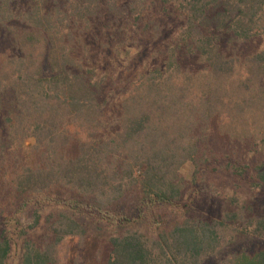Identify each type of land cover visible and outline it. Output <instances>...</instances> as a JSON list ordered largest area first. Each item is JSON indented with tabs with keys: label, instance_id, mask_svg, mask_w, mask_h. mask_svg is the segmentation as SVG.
I'll return each instance as SVG.
<instances>
[{
	"label": "trees",
	"instance_id": "obj_1",
	"mask_svg": "<svg viewBox=\"0 0 264 264\" xmlns=\"http://www.w3.org/2000/svg\"><path fill=\"white\" fill-rule=\"evenodd\" d=\"M152 14L178 23L163 56L132 79L113 76L134 41L159 35ZM261 37L264 0H0V264L40 225L21 264H58L63 242L82 248L89 227L108 231L101 264H264V213L234 205L200 220L198 192H185L207 176L212 121L220 136L264 148V49L240 52ZM28 150L20 165L14 154ZM220 169L264 190L262 164ZM44 205L57 211L21 230L22 213Z\"/></svg>",
	"mask_w": 264,
	"mask_h": 264
},
{
	"label": "rangeland",
	"instance_id": "obj_2",
	"mask_svg": "<svg viewBox=\"0 0 264 264\" xmlns=\"http://www.w3.org/2000/svg\"><path fill=\"white\" fill-rule=\"evenodd\" d=\"M150 17H153L154 22L157 23L156 25H159V35L156 37L153 36L154 38H152L150 43L144 38V40L138 42L134 41L133 45H135V49L132 51L133 56L129 61L126 60L128 63L123 65V73L121 72L122 75H119L117 70L114 71V74L117 75L113 76H119V78H123V80L132 79L140 73L141 67L148 69L152 68V65H149L148 62H146V57L150 58L152 54H159L156 59L157 62L160 57L163 56L166 46L171 43L176 34L178 23L171 19L156 18L154 14L150 15ZM137 27H139V30H143L142 25H137ZM137 39H139V37L135 40ZM112 44H114V42H109L108 47H105L104 45V49L108 48V50H112V48H114L111 46ZM97 48H99V45ZM263 49L264 38L261 37L252 39L246 43L242 46L240 52L242 56H248ZM113 50H115V48ZM97 58L100 60L97 65L98 69L102 72V65H104V63L109 59H106L107 57L103 58L99 56V54ZM88 60H91L92 64L96 63V57H92L91 53L88 56ZM155 65H159V63ZM102 74L104 73L102 72ZM116 88L117 87H114L113 89ZM115 104H117L116 101L112 102V105ZM106 115L107 121L111 125L109 132L112 133L114 129H112V122L114 123L119 118V110H116V107L114 106V108H111ZM217 130V122L212 121L207 131L209 142L205 141L203 143V147L204 145L206 147L202 150L206 152V156L209 160H211L209 169L206 173L207 176H200L198 178L200 181L195 186H190L188 183L185 185V192L190 196V198H193L195 192H198L193 205L194 210H191V213L194 212V215L192 214V216L201 220L207 218L208 214L211 212V216L214 217L216 212H219L221 209H229L231 206L234 207V205L243 206L245 209L252 208L254 212L258 211L260 213H264V190L251 189V183L249 180L251 177L248 175L241 179L231 177L228 174L232 170V167L230 168V171H227L226 173L224 171L222 172L221 169L216 173L211 172L214 167L219 165L220 167L223 166V168L228 165L234 166L236 163L250 167L260 164L264 165V148L257 144L255 146L254 144L248 145L240 143L238 139L228 140L220 136ZM30 145H32V140H27L25 146L30 147ZM73 150L74 145L71 146L69 153L71 154ZM14 156L16 157H12L16 161L18 159V163L20 165L25 162H30L33 157L32 153H29V150L28 153L19 152L17 155L15 153ZM190 169L191 168L185 166L181 172V176L184 178L185 182H189L190 180ZM52 211H57V209L55 207L45 205L41 208L29 206L19 217V228L24 230L28 226H31L34 222L36 212L44 217ZM161 215L163 216V219L171 222L175 213L172 210H166L162 212ZM76 218L80 223H84L85 225L88 224L87 222L85 223L84 217L76 215ZM136 226L141 225L137 224ZM144 229L143 231H145ZM148 231L149 229H147V232ZM42 233L43 227L40 225L35 230L27 233L24 237L19 238L17 240L16 247H13L11 250L7 264H21L23 241L30 239L37 242ZM107 236L108 231L105 229H102L100 232H96L94 228L89 227L86 231V238L82 248L78 247L75 239L65 240L59 249L58 264H101V261L104 259L105 252L103 251V244L105 243ZM256 244H262V242L259 241L257 243H251L250 247L253 248Z\"/></svg>",
	"mask_w": 264,
	"mask_h": 264
}]
</instances>
